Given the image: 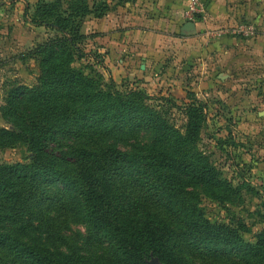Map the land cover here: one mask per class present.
I'll return each mask as SVG.
<instances>
[{"label":"trees","instance_id":"1","mask_svg":"<svg viewBox=\"0 0 264 264\" xmlns=\"http://www.w3.org/2000/svg\"><path fill=\"white\" fill-rule=\"evenodd\" d=\"M111 9L87 0L35 8L31 23L56 34L20 58L37 62V83L13 84L0 107V148L30 154L0 165V264H264V229L252 242L241 218L211 221L201 207L236 195L198 148L202 101L189 92L180 107L75 66L87 38L79 21ZM73 225L85 233L69 236Z\"/></svg>","mask_w":264,"mask_h":264},{"label":"rangeland","instance_id":"2","mask_svg":"<svg viewBox=\"0 0 264 264\" xmlns=\"http://www.w3.org/2000/svg\"><path fill=\"white\" fill-rule=\"evenodd\" d=\"M57 1L67 0H0V107L13 84L32 87L37 83V62L20 58L56 34L33 25L31 18L39 2ZM101 1L110 0H87L90 5ZM228 1V16L220 24L207 23V0H201L206 19L185 20L186 25H195L186 33L193 29L195 33L200 25L194 35L203 42L190 51L161 52L147 69L137 62L135 71L120 74L117 80L106 53L100 51L105 42L94 39L92 19L96 18L88 17L79 21L80 33L87 38L78 46L82 54L75 66L89 76L103 75L106 82L114 79L122 90L169 97L180 107L187 93L193 92L208 115V128L198 148L211 157L236 192L232 204L224 207L202 198L201 207L211 221L231 224L234 217L241 218L252 231L246 239L253 242L264 229V0ZM170 115L179 127L184 124L180 111H170ZM4 126L0 114V128ZM148 139L149 135L142 134L140 142ZM120 148L130 150L129 146ZM29 157L22 145L0 148V165L24 164ZM78 233H85L84 227L73 225L68 235Z\"/></svg>","mask_w":264,"mask_h":264},{"label":"crops","instance_id":"3","mask_svg":"<svg viewBox=\"0 0 264 264\" xmlns=\"http://www.w3.org/2000/svg\"><path fill=\"white\" fill-rule=\"evenodd\" d=\"M207 1L209 19H204L207 23H222L228 16L229 1ZM107 3L111 11L102 19H92V29L94 39L105 42L100 51L106 53L115 80L120 74L135 71L133 66L137 62L150 68L161 52L164 55L172 48L176 52L190 51L194 44L203 42L199 35H194L200 25L196 26L195 33L194 29L185 31L188 28L183 11L188 0H110Z\"/></svg>","mask_w":264,"mask_h":264},{"label":"built area","instance_id":"4","mask_svg":"<svg viewBox=\"0 0 264 264\" xmlns=\"http://www.w3.org/2000/svg\"><path fill=\"white\" fill-rule=\"evenodd\" d=\"M184 13L186 21L195 23L199 18L205 17L206 9L201 0H189V4Z\"/></svg>","mask_w":264,"mask_h":264},{"label":"water","instance_id":"5","mask_svg":"<svg viewBox=\"0 0 264 264\" xmlns=\"http://www.w3.org/2000/svg\"><path fill=\"white\" fill-rule=\"evenodd\" d=\"M193 24H188L187 25V28L188 29H190V28H193ZM150 264H163V263H161L158 259H153L151 262H150Z\"/></svg>","mask_w":264,"mask_h":264}]
</instances>
